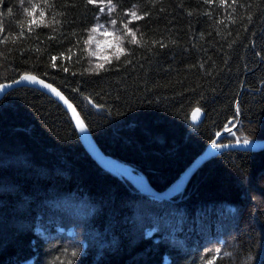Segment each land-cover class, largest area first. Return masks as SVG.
I'll list each match as a JSON object with an SVG mask.
<instances>
[{
  "label": "trees",
  "instance_id": "1",
  "mask_svg": "<svg viewBox=\"0 0 264 264\" xmlns=\"http://www.w3.org/2000/svg\"><path fill=\"white\" fill-rule=\"evenodd\" d=\"M103 1L120 22L137 10L136 39L92 69L99 0H0V84L51 82L157 191L238 121L219 142L264 138V0ZM0 264H264V148L144 194L97 163L58 99L14 88L0 100Z\"/></svg>",
  "mask_w": 264,
  "mask_h": 264
},
{
  "label": "water",
  "instance_id": "2",
  "mask_svg": "<svg viewBox=\"0 0 264 264\" xmlns=\"http://www.w3.org/2000/svg\"><path fill=\"white\" fill-rule=\"evenodd\" d=\"M22 86H30L40 89L58 99L69 112L83 145L91 154V156L97 161V163L108 170L115 171L124 175L136 188H138L144 194L157 195L161 198H169L186 188L190 178L194 175V173L201 167V165L205 161H207L211 157L230 149L258 151L259 149L264 148V139H259V141L247 140L246 142H219V140L224 135L234 131L237 128V125L239 124V122H237L235 125L226 127L225 129L221 130L216 135L214 140L205 147L200 155H198V157L180 174V176L168 188L163 191H157L150 184L144 174L137 172L126 162L102 150V148L96 143L93 136L91 135L75 104L51 82L32 73L24 74L16 80L3 82L0 84V100L9 91ZM203 116L204 114L202 110L196 109L192 114V121L194 123H198L203 119ZM86 129L89 132L90 137L86 132Z\"/></svg>",
  "mask_w": 264,
  "mask_h": 264
},
{
  "label": "rangeland",
  "instance_id": "3",
  "mask_svg": "<svg viewBox=\"0 0 264 264\" xmlns=\"http://www.w3.org/2000/svg\"><path fill=\"white\" fill-rule=\"evenodd\" d=\"M99 5L100 14L89 30L88 36V56L92 69L99 68L105 62L122 53L125 49L127 36L130 39H136V31L131 26V21L138 17L135 8L129 9L120 22L114 15L116 6L113 2L99 0ZM247 140L241 139L243 142Z\"/></svg>",
  "mask_w": 264,
  "mask_h": 264
},
{
  "label": "bare ground",
  "instance_id": "4",
  "mask_svg": "<svg viewBox=\"0 0 264 264\" xmlns=\"http://www.w3.org/2000/svg\"><path fill=\"white\" fill-rule=\"evenodd\" d=\"M86 132L88 133V135H89V137H90V134H89V132L87 131V129H86Z\"/></svg>",
  "mask_w": 264,
  "mask_h": 264
}]
</instances>
